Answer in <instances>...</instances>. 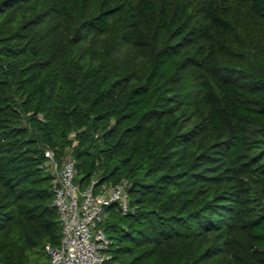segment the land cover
<instances>
[{"label":"trees","instance_id":"16d2710c","mask_svg":"<svg viewBox=\"0 0 264 264\" xmlns=\"http://www.w3.org/2000/svg\"><path fill=\"white\" fill-rule=\"evenodd\" d=\"M123 264H264V0H0V264H51L45 150Z\"/></svg>","mask_w":264,"mask_h":264},{"label":"built area","instance_id":"2783aa9c","mask_svg":"<svg viewBox=\"0 0 264 264\" xmlns=\"http://www.w3.org/2000/svg\"><path fill=\"white\" fill-rule=\"evenodd\" d=\"M45 155L53 175V203L63 226L61 242L46 245L51 264H123L111 251L113 239L104 221L113 204L123 214L134 212L131 181L123 178L116 183L101 182L99 177H93L86 187H81L72 152L61 160L55 149L47 147Z\"/></svg>","mask_w":264,"mask_h":264}]
</instances>
